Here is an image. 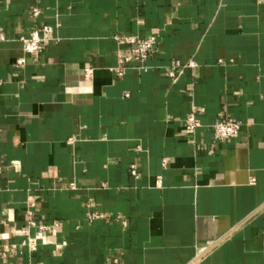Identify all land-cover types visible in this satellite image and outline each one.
<instances>
[{
    "label": "crops",
    "instance_id": "1",
    "mask_svg": "<svg viewBox=\"0 0 264 264\" xmlns=\"http://www.w3.org/2000/svg\"><path fill=\"white\" fill-rule=\"evenodd\" d=\"M43 25L54 40L17 69ZM0 31V252L30 202L66 243L0 264H264V0H0ZM150 35L117 77L114 38ZM222 114L241 128L217 143Z\"/></svg>",
    "mask_w": 264,
    "mask_h": 264
},
{
    "label": "built area",
    "instance_id": "2",
    "mask_svg": "<svg viewBox=\"0 0 264 264\" xmlns=\"http://www.w3.org/2000/svg\"><path fill=\"white\" fill-rule=\"evenodd\" d=\"M33 17L39 16V9L33 8L31 11ZM54 40V30L52 27L43 25L40 29L33 30L25 36L18 38V41L22 45V51L24 56L19 57L15 60L14 65L17 69H22L26 64V56L37 57L45 47ZM118 46L127 45L129 50L127 53L119 52L117 55V66L113 69L114 74L117 77H121L125 70L132 64H143L144 61L154 52L155 45L157 42V37L150 35L143 38L138 37H124L119 36L114 38ZM6 41L5 34L0 31V44ZM196 63L189 61L183 68H195ZM142 71H146L143 66L138 67ZM176 67H172L166 72V76L171 79H176L181 70ZM86 76L90 75V70L85 71ZM127 96V95H125ZM200 123L197 120L195 113L191 112L187 115L185 124L182 128V133L184 135L194 136L198 128H200ZM212 130V139L214 142H222L230 139H235L239 135L241 128V123L234 117H228L224 114L221 118L210 126ZM163 161V165H164ZM136 166L131 165L130 175L136 176ZM159 179V178H158ZM35 208V203L30 202L25 207V228L21 234V241L19 244H13L3 247L0 252V258H9L17 253L18 248H26L29 253L35 252L40 246H53L55 250L59 251L65 247L66 243L64 241L51 240L49 238V232L51 231V226L44 222H39L35 218L33 212ZM107 218L101 214H89L88 219H101ZM264 245V243H263ZM104 264H123L118 257H113L107 260ZM195 264H207L204 262H197Z\"/></svg>",
    "mask_w": 264,
    "mask_h": 264
}]
</instances>
